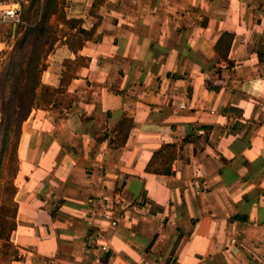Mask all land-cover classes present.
Wrapping results in <instances>:
<instances>
[{"label":"crops","instance_id":"crops-1","mask_svg":"<svg viewBox=\"0 0 264 264\" xmlns=\"http://www.w3.org/2000/svg\"><path fill=\"white\" fill-rule=\"evenodd\" d=\"M61 1L40 82L66 83L21 123L8 264H264V0ZM166 143L172 172L146 171Z\"/></svg>","mask_w":264,"mask_h":264},{"label":"trees","instance_id":"trees-1","mask_svg":"<svg viewBox=\"0 0 264 264\" xmlns=\"http://www.w3.org/2000/svg\"><path fill=\"white\" fill-rule=\"evenodd\" d=\"M64 12L61 0H27L20 6L19 22L14 28L11 48L3 52L0 60V178L3 177V159L11 146L13 176L17 169L16 149L21 123L34 106L48 105L60 87L44 86L40 73L45 69L46 56L56 40V24H71ZM15 133L14 137L10 135ZM176 155V144L166 143L153 152L145 166L146 171L157 174H170L171 163ZM7 160V159H6ZM9 216L3 214L0 206V264H8L17 257V251L9 242L10 232L16 227V204Z\"/></svg>","mask_w":264,"mask_h":264},{"label":"rangeland","instance_id":"rangeland-1","mask_svg":"<svg viewBox=\"0 0 264 264\" xmlns=\"http://www.w3.org/2000/svg\"><path fill=\"white\" fill-rule=\"evenodd\" d=\"M11 0H0L1 3H10ZM0 7H7V6H0ZM1 22V21H0ZM7 22L8 25L6 26H1L0 25V38L3 39L4 41H9L11 40L10 36V29H11V22L10 21H4V23ZM3 24V23H0ZM4 25V24H3ZM16 25V24H15ZM6 46V45H5ZM4 46V49L7 47ZM3 49V50H4ZM5 56V55H3ZM4 60V58H2ZM2 71V67H0V72ZM1 80V76H0ZM2 117V112L0 111V118ZM15 133H12L10 136L14 137ZM1 147V144H0ZM9 149L7 150V155L5 154V157L3 159V177L0 178V206L4 207L3 209V214L8 216L12 213L13 207H12V200H11V195L13 192V166L12 165V159H10L11 155V146L8 147ZM7 159V160H6Z\"/></svg>","mask_w":264,"mask_h":264},{"label":"built area","instance_id":"built-area-1","mask_svg":"<svg viewBox=\"0 0 264 264\" xmlns=\"http://www.w3.org/2000/svg\"><path fill=\"white\" fill-rule=\"evenodd\" d=\"M0 6H7V7H0V21H10L11 23H14V25L19 22V12H20V6L16 3H0ZM100 215L102 218L108 223L113 226L116 224V222L119 220V216L117 213L114 212V210L108 206H106L101 212ZM105 232L98 231L95 235V241L100 249L105 250L108 248V242Z\"/></svg>","mask_w":264,"mask_h":264},{"label":"water","instance_id":"water-1","mask_svg":"<svg viewBox=\"0 0 264 264\" xmlns=\"http://www.w3.org/2000/svg\"><path fill=\"white\" fill-rule=\"evenodd\" d=\"M143 181L138 178H131L126 186V189L133 194L132 202H135L139 199Z\"/></svg>","mask_w":264,"mask_h":264}]
</instances>
